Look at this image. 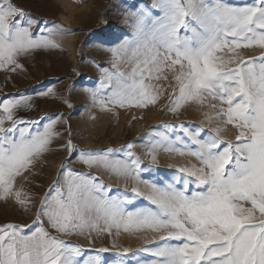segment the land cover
<instances>
[{
	"label": "snow or ice",
	"instance_id": "1",
	"mask_svg": "<svg viewBox=\"0 0 264 264\" xmlns=\"http://www.w3.org/2000/svg\"><path fill=\"white\" fill-rule=\"evenodd\" d=\"M131 7L130 36L119 43L110 36L93 37L101 47L113 46L106 47L110 67L102 68L99 87L85 90L92 101L109 111L155 106L160 90L151 81L168 79L170 72L175 83L167 110L178 115L190 104L218 100L216 118L235 128L234 139L225 138L219 125L206 131L186 128L183 122L162 124L158 127L164 131L149 129L142 138V156L150 159L149 165L137 155L135 142L100 150L79 149L69 139L64 147L70 154L78 152L88 168L137 183L147 172L153 176L143 181L148 191L133 186L111 195V187L98 177L65 162L31 224L0 225V264H139L129 259L137 252L127 248L82 249L62 238H88L94 231L112 235L114 229L117 234L121 229L160 234L155 246L138 250L151 253V264H264V51L247 58L239 51L264 50V0L243 5L232 0H140ZM40 23L14 0H0V69L16 71L21 57L60 47L56 33L72 31L54 21L52 27ZM225 49L233 54L227 59L218 55ZM52 92L49 88L41 95ZM31 105L28 95L0 97V199H15L26 211L33 202L17 188V179L60 135L58 118L43 124L16 118L17 110ZM161 149L191 155L198 165L155 175ZM137 198L148 203L137 206ZM86 251L95 254L84 259Z\"/></svg>",
	"mask_w": 264,
	"mask_h": 264
},
{
	"label": "rangeland",
	"instance_id": "2",
	"mask_svg": "<svg viewBox=\"0 0 264 264\" xmlns=\"http://www.w3.org/2000/svg\"><path fill=\"white\" fill-rule=\"evenodd\" d=\"M140 0H14L21 9L38 18L40 27H52L51 22L63 25L72 31L57 32L55 39L60 47L54 49H37L21 57V68L16 71L0 69V97L11 98L12 95L24 94L32 97L31 108L16 111L17 119L27 121L39 120L47 123V118H58L56 125L57 136L50 145V151L43 154L33 167L23 177L17 179V188L33 202L30 210L26 211L15 199H0V225L6 223L31 224L35 219L39 202L44 199L50 186L57 179L61 165L67 163L72 169L83 173H91L112 189L111 195H119L123 191H131L138 186L147 192L148 188L143 181H151L153 176L142 173L141 181L117 176L103 168H88L79 159V153H69L64 147L71 139L79 149L120 148L127 143L135 142V151L141 155L144 151L145 133L149 129L164 131L159 128L162 124H181L193 129L197 126L207 130L219 125L222 135L234 139L236 130L232 126L224 127L216 118L220 102L208 98L202 105L190 104L185 106L177 115L167 110L169 96L174 85L172 74L167 72L168 79L152 80L151 83L159 87V99L155 106L146 109L136 107H114L110 111L101 109L92 101L86 89L99 87L102 68L110 67V53L106 51L108 45L101 47L93 39L95 35L110 36L114 43L130 36L133 32L131 7ZM151 3L152 0H146ZM234 4L243 5L251 0H232ZM119 38V39H117ZM245 58L258 57L262 51L259 48H242L239 50ZM225 59L233 54L225 49L218 53ZM28 87L27 90H22ZM53 89L51 94L48 89ZM217 107L214 109L212 105ZM111 107V106H110ZM209 118H211L209 120ZM5 127L10 122L5 121ZM201 138H205L203 135ZM143 164L149 165L150 159L143 157ZM197 164L198 161L191 155L168 153L161 149L158 152L159 171L155 175L164 176L174 174V170L181 166ZM137 206L148 202L137 198ZM129 210H132L131 208ZM53 234H56L55 232ZM156 237L154 240L153 237ZM160 234L151 231L126 233L123 229L119 234L113 230L112 235L107 233L91 237L69 235L62 238L79 245L82 249L108 248L115 252L117 248H127L137 252L135 259L139 264H151L150 252H138L145 247L152 248L159 240ZM117 247H114L113 245ZM94 252H83L87 259ZM110 259H118L110 257Z\"/></svg>",
	"mask_w": 264,
	"mask_h": 264
},
{
	"label": "trees",
	"instance_id": "3",
	"mask_svg": "<svg viewBox=\"0 0 264 264\" xmlns=\"http://www.w3.org/2000/svg\"><path fill=\"white\" fill-rule=\"evenodd\" d=\"M28 89V87H25V88H23L22 90H27Z\"/></svg>",
	"mask_w": 264,
	"mask_h": 264
}]
</instances>
